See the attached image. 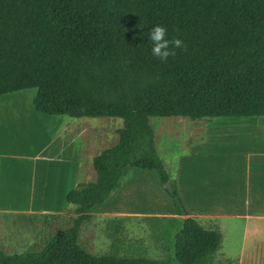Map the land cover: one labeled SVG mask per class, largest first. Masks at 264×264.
<instances>
[{
    "label": "trees",
    "instance_id": "1",
    "mask_svg": "<svg viewBox=\"0 0 264 264\" xmlns=\"http://www.w3.org/2000/svg\"><path fill=\"white\" fill-rule=\"evenodd\" d=\"M157 24L186 51L154 58L147 36ZM31 88L38 113L118 117L122 125L91 158L95 180L67 191L71 225L38 250H0V264H213L219 226L189 215L149 117L264 116V0H0V95ZM128 167L171 181L179 217L168 216L178 225L169 258L92 254L78 243Z\"/></svg>",
    "mask_w": 264,
    "mask_h": 264
},
{
    "label": "rangeland",
    "instance_id": "2",
    "mask_svg": "<svg viewBox=\"0 0 264 264\" xmlns=\"http://www.w3.org/2000/svg\"><path fill=\"white\" fill-rule=\"evenodd\" d=\"M35 91L34 88L15 91L12 97L31 106ZM4 98L10 97L1 99ZM36 114L39 117L30 112L31 119L45 120L44 130L49 131V136L46 133L42 136L33 130L15 133L12 137L11 134L6 135L0 146V151L6 155L3 163H0V170L11 174L21 173L25 180L47 178L49 170L46 166L43 170L42 164H39L34 169L30 159L13 157V153L32 154L46 143L47 137L56 139L57 149L61 142L59 135L64 138L67 134L77 141L80 167L78 172H72L70 180L56 187L54 199L47 197L39 204L37 199L34 200L31 206L37 207L38 212L0 213V250L8 254L38 250L49 236L71 225L75 215L72 213V204H68L65 199L66 191L78 183L95 180L91 158L117 141L116 130L122 125V119L118 117ZM22 116L27 118L28 114ZM47 120H54L57 124L51 126ZM242 120H264V116L200 119L149 117L155 133V146L165 169L174 182L178 176L183 177L182 201L185 200V206L200 207L189 197L192 184L197 185L199 190L210 189L238 196V189L235 192L228 187L231 184L238 187L244 176L243 154L247 141L239 131ZM259 138L258 143L264 144V133H260ZM54 168L56 170L62 166ZM46 191L49 193V189ZM0 206L22 209V206H14V203ZM172 208L171 197L155 170L125 168L110 195L92 210L90 223L81 226L78 243L92 254L169 258L173 234L178 225L171 222L167 215L159 214H166ZM245 208L244 205L234 204L223 209L224 216L219 219L222 241L212 258L213 264H264V216L251 217L249 220L242 219L243 215L235 216L244 214ZM199 222L206 228L217 224L206 220Z\"/></svg>",
    "mask_w": 264,
    "mask_h": 264
},
{
    "label": "crops",
    "instance_id": "3",
    "mask_svg": "<svg viewBox=\"0 0 264 264\" xmlns=\"http://www.w3.org/2000/svg\"><path fill=\"white\" fill-rule=\"evenodd\" d=\"M13 95L14 92L0 95V146L2 143L1 141L8 134H11L10 136L12 137L15 133L23 134L26 133V131L33 130L34 132L42 134V136H44L45 133L49 136V131L47 132V129L44 130L45 124L43 121L45 120L31 119L30 112L36 117H39L36 114L38 112L34 110L32 105L30 106L26 102L21 101V99L12 97ZM3 97L10 98L1 99ZM24 113L28 114L27 118L22 116ZM49 124L55 125L57 122L53 120L49 121ZM49 124L47 127L50 126ZM239 125L241 127L239 131L247 141L246 149L243 154L245 163L244 176L241 178L238 187L234 184L228 187L231 190H235V192L238 189V196H232L231 193L224 194L215 192L210 189L207 191L199 190L197 185L192 184L189 197L200 207L192 208L188 205L185 206L189 215L197 218L198 221L206 220L211 223L216 222L219 229V219L224 216L223 209L226 206L230 207L234 204L246 206L244 214H235V216L243 215L242 219L245 220H249L251 217L264 216V149L262 148L264 144L258 143L257 140L260 139L259 134L264 133V120H242ZM80 134L81 133H79V135ZM64 136L66 139L65 137L61 138L59 135L58 138L61 142L57 149H55L56 139L50 140L49 137H47L46 143L42 144L41 148L37 149L36 152L32 154L20 155V153H16V151L13 153V157L17 156L30 159L34 164V169L37 168L39 164H42L43 170L46 166L47 170H49V175L47 178H42L38 181L35 178H27V180H25L21 173L11 174L8 171L0 170V205L14 203V206H22V209L18 207L3 208L0 206V213L4 211H15L19 213L38 212L39 210L37 207L31 206L34 204V200L37 199L39 204L41 201L44 202L47 197L54 199L56 187L62 186L61 184H63L64 181L70 180L72 172L79 171L80 156L78 157L77 154V141L68 134ZM48 145L51 146L50 149ZM43 148H47L48 150L42 151ZM253 148H256L255 151H253ZM5 156V153L0 151L1 164ZM55 166H62V168L55 170ZM50 167H52V169H50ZM50 178L51 182L49 183ZM176 184L179 194L182 195L184 186L182 176H178ZM46 189H49V193ZM182 199H184V197ZM159 215L179 217L174 208L166 214Z\"/></svg>",
    "mask_w": 264,
    "mask_h": 264
},
{
    "label": "clouds",
    "instance_id": "4",
    "mask_svg": "<svg viewBox=\"0 0 264 264\" xmlns=\"http://www.w3.org/2000/svg\"><path fill=\"white\" fill-rule=\"evenodd\" d=\"M147 38L151 45V55L161 62H167L169 57H175L177 49L186 51L187 48L181 38L174 36L169 39L167 28L160 24L153 26L149 30Z\"/></svg>",
    "mask_w": 264,
    "mask_h": 264
},
{
    "label": "water",
    "instance_id": "5",
    "mask_svg": "<svg viewBox=\"0 0 264 264\" xmlns=\"http://www.w3.org/2000/svg\"><path fill=\"white\" fill-rule=\"evenodd\" d=\"M164 188L166 191L168 192H172L173 191V188H172V185H171V181L170 179H168L165 183H164Z\"/></svg>",
    "mask_w": 264,
    "mask_h": 264
}]
</instances>
